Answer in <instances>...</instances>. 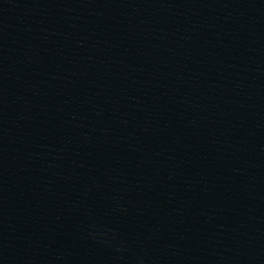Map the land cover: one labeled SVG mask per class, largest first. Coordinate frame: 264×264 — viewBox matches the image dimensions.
Listing matches in <instances>:
<instances>
[{"label": "water", "instance_id": "1", "mask_svg": "<svg viewBox=\"0 0 264 264\" xmlns=\"http://www.w3.org/2000/svg\"><path fill=\"white\" fill-rule=\"evenodd\" d=\"M0 264H264V0H0Z\"/></svg>", "mask_w": 264, "mask_h": 264}]
</instances>
